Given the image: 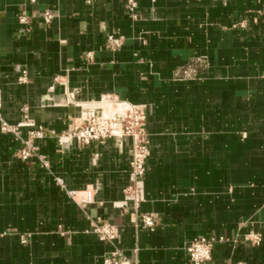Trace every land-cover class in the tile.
<instances>
[{
    "label": "crops",
    "instance_id": "0c3cea01",
    "mask_svg": "<svg viewBox=\"0 0 264 264\" xmlns=\"http://www.w3.org/2000/svg\"><path fill=\"white\" fill-rule=\"evenodd\" d=\"M137 1L134 19L128 0H0V113L17 129L0 124V264H103L117 249L125 264H191L200 237L224 239L212 264H264V0ZM190 65L195 80L175 77ZM108 95L147 113L137 209L131 139H63ZM39 129L36 155L21 159ZM88 188L90 205L68 195ZM105 222L120 228L115 244L94 232Z\"/></svg>",
    "mask_w": 264,
    "mask_h": 264
},
{
    "label": "built area",
    "instance_id": "2783aa9c",
    "mask_svg": "<svg viewBox=\"0 0 264 264\" xmlns=\"http://www.w3.org/2000/svg\"><path fill=\"white\" fill-rule=\"evenodd\" d=\"M138 8L137 0H128V10L134 19L137 18ZM259 16L264 18V6L259 11ZM42 18L46 25H50L54 21L55 15L53 12L47 11L42 15ZM18 19L23 25L29 24V18L26 15H20ZM108 43L113 51H118L124 45V37L111 35L108 37ZM175 77L179 80H195L197 77L196 67L190 65L176 73ZM22 80H26V77L24 76ZM0 124L3 132L17 130L3 120L1 113ZM146 124L147 113L144 106L133 105L118 97L108 95L102 97L98 102L83 105L81 117L63 138L66 141H76L85 146L93 143L106 145L111 141L131 139L133 141V157L130 184L125 190V194L134 201L136 209L142 202L140 183L147 175V163L150 157V137ZM27 126L35 127L32 123H28ZM29 135L30 139L25 142V147L19 153V157L25 161L31 160L36 155L37 149L32 140L41 139L44 133L39 129L31 131ZM41 161L46 165L43 160ZM68 195L77 204L87 206L94 202L95 190L88 188L84 191H69ZM141 226L154 231L158 222L153 216L144 214L141 216ZM94 232L101 241L109 244H115L120 237V228L109 222L95 225ZM247 240L256 245H260L262 242V238L258 235H249ZM223 241V238L216 237H200L192 241L187 247L191 264H212L214 249ZM22 242L27 243L28 238L23 236ZM125 261L123 253L117 249L103 264H125Z\"/></svg>",
    "mask_w": 264,
    "mask_h": 264
}]
</instances>
